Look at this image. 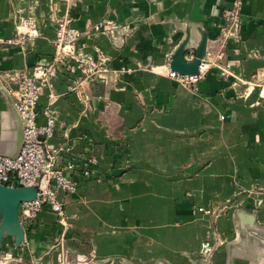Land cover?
Listing matches in <instances>:
<instances>
[{
    "label": "crops",
    "instance_id": "crops-1",
    "mask_svg": "<svg viewBox=\"0 0 264 264\" xmlns=\"http://www.w3.org/2000/svg\"><path fill=\"white\" fill-rule=\"evenodd\" d=\"M232 3L0 0V38L15 37L26 18L43 34L25 47L0 44V79L9 92L0 90V155L17 152L11 92L21 76L51 63L56 20L76 19L73 26L86 34L78 50L108 58L116 71L88 82L81 71L60 67L41 96L39 122L49 108L57 122L50 144L71 148L58 167L77 166L71 173L76 192L59 193L69 228L65 231L46 207L24 227L20 248L13 238L5 239L0 264H58L91 250L106 259L121 255L138 262L169 252L199 253L203 235L214 225L199 210L233 198L264 225V0H244L242 23L225 38ZM104 20L126 27L121 47L111 33L95 31ZM200 28L208 32L210 53L225 38L226 60L234 61L232 70L243 83L212 69L191 90L150 69L160 71L186 31L197 40ZM251 82L255 86L249 88ZM92 158L97 176L111 173L101 184L80 174ZM215 228L229 241L238 238L231 216L219 218ZM224 254L220 250L215 262L221 264Z\"/></svg>",
    "mask_w": 264,
    "mask_h": 264
},
{
    "label": "built area",
    "instance_id": "built-area-1",
    "mask_svg": "<svg viewBox=\"0 0 264 264\" xmlns=\"http://www.w3.org/2000/svg\"><path fill=\"white\" fill-rule=\"evenodd\" d=\"M243 3L244 0H233L232 7L227 11L226 21L229 27L225 37L231 35L232 29L240 27ZM75 22L76 19L71 17L54 22V53L51 63L38 65L31 72L21 76L18 87L11 92L23 122V148L16 158L0 157V185L9 188H36V198L23 202L19 206V216L22 225L25 226L36 221L47 207L56 215L58 223L64 228L67 225L68 216L65 203L59 199V193L71 195L77 190V183L71 177V173L77 166L74 163H68L58 167L62 156L69 154L71 148L55 147L50 144L57 123L54 112L50 108L47 109L43 113L45 122H39L38 104L41 96L49 88L52 79L58 75L60 67L74 68L85 74L87 78L106 75L112 71L108 67L106 58L99 59L78 50L77 44L86 34L73 26ZM94 29L96 32L111 33L112 36V32L120 28L115 22L104 20ZM16 34L13 38H0V44L25 47L30 41L43 35L38 23L31 18L22 19L19 22ZM211 65H217L221 75L230 76L223 67L218 64H209L205 59L200 64L199 75H180L173 72L170 67L167 68V73L177 84L194 87L202 81ZM92 162L95 163L96 160ZM88 174V171H84L83 175ZM200 211L208 213L204 209ZM68 263L66 257L58 262V264Z\"/></svg>",
    "mask_w": 264,
    "mask_h": 264
},
{
    "label": "rangeland",
    "instance_id": "rangeland-1",
    "mask_svg": "<svg viewBox=\"0 0 264 264\" xmlns=\"http://www.w3.org/2000/svg\"><path fill=\"white\" fill-rule=\"evenodd\" d=\"M22 20V19H21ZM20 20V21H21ZM18 26V25H17ZM227 24V29H228ZM120 37L123 40L124 43V37L122 31L125 26L120 27ZM226 38V37H225ZM225 38H222V40H218L216 44L214 45L212 53L208 52L205 60L209 64H218V66L223 67L225 70H227L230 73V76H223L221 75V70L217 67V65H211L210 69L208 70L207 74L204 76V78L208 75V73L212 69H218L219 73L222 78L228 79V80H234L235 83H243V79L238 76L234 71L232 70V63L234 61H227L226 60V49H225ZM208 50H209V44H208ZM186 57L189 60H192L195 58V52L194 51H188L186 53ZM108 58H106L107 60ZM171 58L169 57L168 60H166L165 65L162 67L160 71L156 69L157 66H151L150 69L153 67L155 68V72L158 74H162L164 76H168L167 68L169 67ZM114 73L116 71H111L110 73ZM121 73L125 74H132L134 73V70L132 69H123L120 71ZM99 77V76H98ZM97 77H91L87 78L86 81L91 82L95 80ZM203 78V79H204ZM101 80L107 81V77H100ZM202 79V80H203ZM0 82L2 85H4L3 81L0 79ZM200 84V83H199ZM198 85H195L194 87H188L189 89H194L195 87H198ZM250 87H254L255 85L251 82L247 84ZM92 160H96L95 163L92 162ZM97 159L92 158L88 164L85 166H82L80 169V174L83 175L84 171H88V175H83L84 177L88 179H94L97 184L103 183L105 178H110L111 173L106 172L104 177L97 176V169L95 168L97 166ZM84 167V168H83ZM109 176V177H108ZM239 202V204L237 203ZM241 201L239 199H231L227 200L225 202H221L220 204H217L214 208L212 206L210 207L211 210L206 209L208 213L207 215L211 216V219L214 220L213 227L210 226L208 231L206 232L205 236L203 235V243L201 247V251L199 253L197 252H169L164 254L162 256H159L158 258H154L147 262H138L135 260L130 259L127 256H121L118 255L117 257L113 258H103L101 256H97L96 252L94 250H91L88 255H85L84 257H78V256H67L68 264H220L218 262H215L216 255L220 252V250H224V259L221 264H264V240H257L254 238L255 234H251L243 238V231L247 228L244 227L241 214H244V216H252L256 220V225L260 228H264V225H260L258 223V215L253 212V210H246L241 205ZM256 204V203H254ZM200 211V210H199ZM201 213V211L199 212ZM222 216H231L234 220V224L236 226V229L238 231V238L232 241H229V239L226 236L221 235L216 231L215 228V222L221 218ZM20 217V216H19ZM21 219V217H20ZM58 222V221H57ZM25 227V225H23ZM69 228V223L67 221V225L64 227L65 231ZM64 234V232L62 233Z\"/></svg>",
    "mask_w": 264,
    "mask_h": 264
},
{
    "label": "water",
    "instance_id": "water-1",
    "mask_svg": "<svg viewBox=\"0 0 264 264\" xmlns=\"http://www.w3.org/2000/svg\"><path fill=\"white\" fill-rule=\"evenodd\" d=\"M120 29L112 32V38L117 47L123 45L120 37ZM199 39L192 38L191 32L186 31L185 39L174 50L169 64L170 69L180 75L195 76L199 75L200 64L206 58L208 53L209 35L206 30L200 28L198 30ZM188 51L195 52V58L189 60L186 57ZM0 90L3 94L9 96V92L0 82ZM13 110L18 118V134H17V152L13 155H0V157L16 158L20 155L23 148V122L12 102ZM37 196V190L34 187L28 188H9L0 185V252L3 250L5 239L11 237L14 239L15 246L20 248L26 242V233L19 217V206L23 202L32 201ZM244 227L243 238L248 235L255 234L257 240H264V228L256 225V220L252 216H244L241 214ZM261 238V239H260ZM264 242V241H263Z\"/></svg>",
    "mask_w": 264,
    "mask_h": 264
}]
</instances>
